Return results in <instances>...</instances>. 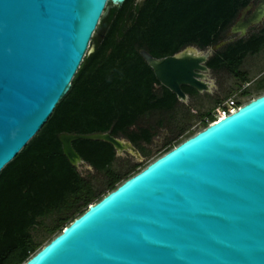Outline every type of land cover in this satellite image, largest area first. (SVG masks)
Returning a JSON list of instances; mask_svg holds the SVG:
<instances>
[{"label":"water","instance_id":"1","mask_svg":"<svg viewBox=\"0 0 264 264\" xmlns=\"http://www.w3.org/2000/svg\"><path fill=\"white\" fill-rule=\"evenodd\" d=\"M108 2L124 0H0V170L70 89ZM263 18L264 0H256L230 25L228 38L205 50L188 45L162 57L138 52L184 100V84L209 89L201 71L209 69L213 52ZM58 138L77 168L87 163L75 139L104 140L116 152L138 154L110 130L62 131ZM21 264H264V92L89 203Z\"/></svg>","mask_w":264,"mask_h":264},{"label":"trees","instance_id":"2","mask_svg":"<svg viewBox=\"0 0 264 264\" xmlns=\"http://www.w3.org/2000/svg\"><path fill=\"white\" fill-rule=\"evenodd\" d=\"M251 0H124L101 20L106 28L94 50L83 58L68 92L60 99L41 129L0 170V264H21L40 246L32 230L41 225L48 234L81 214L125 178L146 166L143 163L115 169L114 146L104 140L75 139L82 159L103 174L100 183L84 177L62 152V131H107L127 138L145 154L154 126L138 125L155 110H172L179 100L162 85L138 50L155 57L174 54L188 45L206 49L221 38L240 9ZM264 48V28L240 37L213 52L206 65L223 70L240 81H249L239 68L248 54ZM158 86V88H157ZM264 88V76L256 82ZM187 94L197 90L182 85ZM245 90L242 94H248ZM206 126L213 114L207 113ZM172 131V130H171ZM172 131L163 152L181 142ZM191 136V134L186 137ZM137 166H139L138 169ZM50 218L49 222L43 221Z\"/></svg>","mask_w":264,"mask_h":264},{"label":"rangeland","instance_id":"3","mask_svg":"<svg viewBox=\"0 0 264 264\" xmlns=\"http://www.w3.org/2000/svg\"><path fill=\"white\" fill-rule=\"evenodd\" d=\"M141 1L142 0H136V2ZM251 1L255 2V0ZM262 28H264V18L260 22L251 25L247 29L244 37L251 33H256ZM105 30L106 28H102L100 22L94 36L100 39ZM228 30L229 27L223 31L219 41L229 37L226 34ZM231 36L235 37L236 34H232ZM94 48L95 46L92 39L88 52L90 53ZM239 70L245 73L249 81H240L226 71H213L209 68L205 71V80L209 83L208 90H201L195 94L187 95L184 100H179L177 106L172 110H155L144 115L139 120L138 125L154 126L157 132L153 136L150 144L141 143V145L145 147V154L137 147L138 154L130 150L116 152L117 158L113 163V167L115 169H126L132 164H147L152 161L157 156L164 153V142L171 137L172 131H178V128H183V131L177 136V139L183 140L187 138V135H192L204 128V121L206 122L209 116L207 113H216L215 108L225 103V100L237 90H242V92L245 90L249 91L248 94H242L241 98L244 100V103L250 98L264 92V88L258 89L255 86L256 82L264 76V48L255 54L246 55ZM119 138L127 139L123 136H119ZM138 168L139 166H137L136 169ZM77 169L84 177L92 179L96 184L100 183L102 180L103 174L97 172L88 164L80 163ZM43 221L49 222L50 218H44ZM32 232L34 235H37V238L40 240L38 249L58 233V231H55L52 234H48L41 225L36 226Z\"/></svg>","mask_w":264,"mask_h":264},{"label":"built area","instance_id":"4","mask_svg":"<svg viewBox=\"0 0 264 264\" xmlns=\"http://www.w3.org/2000/svg\"><path fill=\"white\" fill-rule=\"evenodd\" d=\"M242 97V90L235 91L232 95H230L225 103L222 105H218L215 109L216 113L213 114V119L209 122H214L215 119L219 118L222 115H227L232 112L234 109L238 108L241 104L244 103Z\"/></svg>","mask_w":264,"mask_h":264},{"label":"bare ground","instance_id":"5","mask_svg":"<svg viewBox=\"0 0 264 264\" xmlns=\"http://www.w3.org/2000/svg\"><path fill=\"white\" fill-rule=\"evenodd\" d=\"M188 51L189 52H191L192 54H200L201 52L200 51H198V50H196V49H192V48H190V49H188ZM203 74H205V71H201ZM206 76V75H205ZM205 76H204V78H201L203 81H206L205 80ZM246 103V102H245ZM244 104V103H243ZM235 110V109H234ZM233 110V111H234ZM222 116H224V115H222ZM222 116H220V117H222ZM215 120H217V118L215 119Z\"/></svg>","mask_w":264,"mask_h":264},{"label":"flooded vegetation","instance_id":"6","mask_svg":"<svg viewBox=\"0 0 264 264\" xmlns=\"http://www.w3.org/2000/svg\"><path fill=\"white\" fill-rule=\"evenodd\" d=\"M255 1H256V0H255ZM251 2H252V1H250L249 3H251ZM249 3H248V4H249ZM253 3H255V2H253ZM245 6H246V5H245ZM245 6H244V7H245ZM244 7H242V8L240 9V11H239L238 15L236 16V18L234 19V21H235V20H236L241 14H242V11H243V8H244ZM250 11H251V9L248 10V11H246V14H248ZM234 21H233V22H234ZM197 92H198V91H197ZM186 94H187V93H186ZM187 95H191V94H187Z\"/></svg>","mask_w":264,"mask_h":264}]
</instances>
